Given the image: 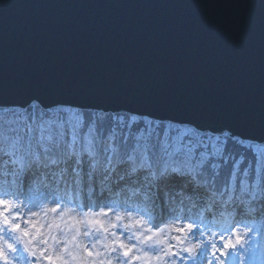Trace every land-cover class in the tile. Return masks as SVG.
Returning a JSON list of instances; mask_svg holds the SVG:
<instances>
[{"label":"water","instance_id":"water-1","mask_svg":"<svg viewBox=\"0 0 264 264\" xmlns=\"http://www.w3.org/2000/svg\"><path fill=\"white\" fill-rule=\"evenodd\" d=\"M183 1L0 0V103L132 109L264 135V0Z\"/></svg>","mask_w":264,"mask_h":264},{"label":"rangeland","instance_id":"rangeland-1","mask_svg":"<svg viewBox=\"0 0 264 264\" xmlns=\"http://www.w3.org/2000/svg\"><path fill=\"white\" fill-rule=\"evenodd\" d=\"M67 113L71 115L74 112L67 111ZM11 118L12 120H14L15 116L11 115ZM126 121L128 122L127 124L129 127H131L132 124L138 126L137 119H134L133 117H128ZM19 123L21 126L22 137H26L27 133L24 132V129H27L26 121H19ZM54 123L56 124H52L49 127L50 129L48 130V132L46 131V128H43V138L38 148L39 161H42V158L50 160L51 157L54 158L55 156L64 155L67 162L66 173L63 174V176L65 177L64 180H66L67 182L65 186L72 188L78 185L75 178H77L79 170L90 167L89 164L91 159L88 156H84L86 159V164L81 165L77 160L76 152L72 148L74 143L67 136L71 131L70 126H68L67 123ZM157 129L158 131L164 129V133L162 134V136L158 137V140L160 138L159 143L168 141V139L170 138V134L176 133L174 131H170V128L167 129V126L162 129L158 127ZM184 131L192 133L188 128L181 127V132ZM210 137L211 143L216 141L217 139L212 138L213 136ZM77 143L79 144V142ZM5 144V142L2 143V145L0 144V148H3V145ZM45 148L47 149V151L44 150ZM254 149L256 151H258L259 149L261 152H263L259 147H254ZM102 153L103 151H101L97 155V165L99 166L101 163H103L104 165L107 162V166H110V163L114 158V153L111 152L110 147L109 151H104L103 155ZM136 158L140 159L139 157ZM137 159L135 161L136 164L139 163V160ZM158 159L159 157L154 160V163L155 161H158ZM1 160L4 159H0V161ZM6 160L9 161V159L7 158ZM140 162L141 166L139 168L142 169V166L145 163L142 161ZM33 164L34 166L31 171H35L36 168L42 170L43 164H35L32 162V165ZM51 164L55 166L57 163L51 161ZM16 168V165L13 167L10 166V172H13L14 170L15 172H18L16 171ZM58 169L59 166H56L55 170H53V172H50L51 176H53V174L56 173ZM56 176H53L54 179L57 178ZM0 177H2L1 174ZM39 178L42 180L44 177ZM52 178L50 177V179ZM4 179L8 181L9 178L4 177ZM11 179H14V181L7 183L4 186V189L6 191L10 189L13 193L12 195H8L5 197V199L12 202V208L6 213L0 212V215L6 214L10 218V220H14L16 223H24L26 227L28 226L29 222H35L39 226V234L34 239L36 248L40 249L42 253L46 250H51L57 254L65 256L67 259V264H78L79 259L82 258L81 250L84 248L94 249L95 252L98 253V256L94 257V259H102L105 255H107V249L110 246L112 240L116 238V236L122 237L129 244L135 245L138 252H148L153 256H159L160 259L157 261H152V264H193V260H195V264H198L196 258L201 257V255H203L201 261V264H203L204 260L206 259V249L212 241V236L204 234L200 223H192L194 227L188 233L186 243L198 245L195 250V256L190 258L189 254L183 251L184 245L179 242V238L181 236L179 229L172 230L170 229L169 225H166L160 230L159 233H156L149 228L148 221L145 217L138 218L130 216L123 212L117 211L114 208H111L108 212H106L108 210L107 207V209H105L103 213L82 212L76 209L75 205L66 203L67 199L63 200L62 198H56L51 193L50 189H45L42 186L44 183H37L36 185H32L28 182V187H31V189L29 190V192H27L26 190V192L21 195V193H23V191L25 190H17L19 181L18 177ZM54 179H52L51 182H54ZM43 193H47L46 196ZM29 194H32V196L29 197ZM56 199H58L59 201ZM179 202H183L182 197L179 199ZM211 202V205L214 207V201ZM190 203L192 204V206H188L189 212L192 213L193 211H198L195 202L190 201ZM238 203H235L234 208H238V211L240 210L241 212H244V203ZM57 206L59 207V211L53 212L52 209L56 208ZM223 207L227 208V205ZM214 211L219 212V210ZM95 220L101 221V224H96L94 222ZM84 221L91 222L94 228L92 243L90 247L86 245L84 237ZM113 225H115V227H113ZM181 225H185V223H182ZM182 227L183 226H181V228ZM250 227L254 228L253 225ZM244 228H246L245 223L240 227L239 230H237L238 235L239 232ZM254 229H256V227ZM153 233L155 235L152 239H146L147 236L152 235ZM255 234L257 235V232L252 231L251 233H246L243 237H241L242 242L238 243L237 246L232 249L228 256L232 264H236V262L242 259H245L244 264H249V260H253L256 262L255 246L257 248L258 246ZM5 235L10 242H14L18 238V234L12 232L7 227H5ZM229 238L234 239V236H228V239ZM169 245L172 246V255L166 254ZM19 248L20 246L18 245V249ZM252 249H254V251ZM14 257L15 258L12 260V264H44L39 256H28L26 252L21 253L20 251H17L16 253H14ZM21 257H23V259H21ZM111 258L113 260V264H127L126 260L119 261L118 253L116 252L112 253Z\"/></svg>","mask_w":264,"mask_h":264},{"label":"snow or ice","instance_id":"snow-or-ice-1","mask_svg":"<svg viewBox=\"0 0 264 264\" xmlns=\"http://www.w3.org/2000/svg\"><path fill=\"white\" fill-rule=\"evenodd\" d=\"M79 121V117H74ZM25 133L29 132V129H24ZM43 138V137H42ZM5 139L10 145V151H3L0 149V159L7 158L10 163L19 164L18 169L20 173V180L18 181L19 187L22 190L24 187V177L27 173L24 171L23 161L27 159V156L31 154V138L27 137V144L25 145L24 137L19 134V129L15 127L12 123L4 125L0 122V144L5 142ZM25 148L27 151H25ZM47 151V149H44ZM19 153V158H18ZM11 190H5L4 186L0 184V212L6 213L12 208V202L5 199L6 196L12 195ZM53 212L59 211V207L52 209ZM96 224H101V221L95 220ZM5 227L9 228L12 232L18 234V238L14 242H10L5 235ZM115 227V225H113ZM194 227L192 223L185 224L179 232L181 236L179 242L184 245L183 251L189 254V257L195 256V250L198 245H193L191 243H186L188 238V233ZM39 234V226L35 222H29L26 227L24 223H16L14 220L6 215H0V264H12V260L15 258L14 253L20 251L21 253H27L28 256H39L44 264H67V259L65 256L57 254L51 250H46L43 253L40 249L36 248L34 244L35 237ZM155 234L149 235L146 239H152ZM242 238L235 234V239L229 238L224 240V248L220 249L222 256L228 257L229 253L227 249H234L238 243H240ZM18 245L20 248L18 249ZM118 253V259H123L127 261V264H152V261H157L160 259L159 256H153L148 252H138L137 248L133 244H129L122 237L116 236L112 240L110 246L107 249V255L102 259H94L98 256V253L94 249L84 248L81 250V259H79L78 264H113L111 258L112 253ZM172 255V246H168L167 253ZM254 254V252H253ZM23 259V257H21ZM195 264V260H193ZM211 264V262H209ZM219 264H232L230 259H225L220 261ZM249 264H256L255 261L249 260ZM260 264H264V253H262V260Z\"/></svg>","mask_w":264,"mask_h":264},{"label":"bare ground","instance_id":"bare-ground-1","mask_svg":"<svg viewBox=\"0 0 264 264\" xmlns=\"http://www.w3.org/2000/svg\"><path fill=\"white\" fill-rule=\"evenodd\" d=\"M177 2H179L180 4H185V3H188L187 1H183V0H176ZM189 4V3H188ZM175 6H176V4H174ZM186 6H188L187 4H186ZM186 13H188L189 14V12H186ZM173 15V14H172ZM189 17H191V15L189 14L188 15ZM187 19L188 18H186V22H187ZM194 19V18H193ZM170 27H175V28H178L179 26L178 25H171ZM157 38V37H156ZM157 39H159V38H157ZM181 44H183V42L181 43ZM158 58V56L156 55V57H155V59H157ZM206 123H208V122H206ZM255 135H258V136H256V137H259V136H261V138L262 137H264V135H262L261 133H256ZM43 160V163H44V165L45 166H48V167H51L53 164H51V161H54L55 163H59V165H60V168H59V171H57L58 172V174H57V180H60V178L62 179L61 181H63L64 182V176H62L63 175V173H62V171L61 170H63V172H65L66 171V169H67V162H66V157L64 156V155H62V156H57L56 158H53V157H51V159L50 160H48V159H45V158H43L42 159ZM118 160L116 159L115 160V162L113 163V165L111 166V168L108 170H105L104 171V167L103 166H100L99 167V171H100V173L102 172L103 174L101 175V178H99V185L100 186H102V185H104L105 184V182L107 181V179H108V181H109V185L111 186V187H115V184H118V182H124V181H122V178H123V175H124V168H119V170H117V169H114L115 168V166L117 165V162ZM113 169V170H112ZM44 177H46V176H48V174H42ZM135 175V174H134ZM133 175V177L131 178V179H129V183H135L136 182V180L137 179H140L139 177H135ZM160 178H162V175H160ZM142 179V178H141ZM47 180V179H46ZM78 180H79V178H78ZM93 180V177L92 178H90V181H92ZM162 180H165L164 182V184H165V186H168V188H172V189H174L175 190V188L174 187H176V185H175V183H173V180H171V179H168V177L167 178H165V179H162ZM119 185V184H118Z\"/></svg>","mask_w":264,"mask_h":264}]
</instances>
